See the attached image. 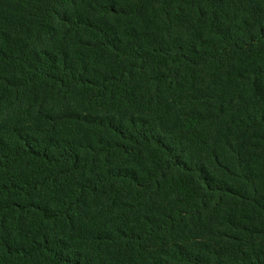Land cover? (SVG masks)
<instances>
[{
  "label": "trees",
  "instance_id": "16d2710c",
  "mask_svg": "<svg viewBox=\"0 0 264 264\" xmlns=\"http://www.w3.org/2000/svg\"><path fill=\"white\" fill-rule=\"evenodd\" d=\"M58 2L0 0V226L15 234L0 245H6L18 264H264V248L251 243L264 225V206L242 195L193 153L214 152L208 136L195 129L204 117L192 114L187 119L183 142L195 149L187 153L163 123L143 114L123 123L103 117L76 121L75 116L54 122L51 112L42 114L39 108L45 98L62 106L76 96L88 105L133 109L141 104L161 110L155 104L163 105L158 93L143 89L150 82L137 79L147 68L158 70L151 78L157 87L180 88L191 97L206 77L220 75L230 83L264 80V0H175L172 12L190 36L167 43L149 32L121 31L106 19L77 11L56 23ZM113 2L118 11L145 12L136 0ZM145 2L159 4V9L171 5V0ZM39 32L53 34L54 45L33 51L29 36ZM22 95L28 104L15 108ZM262 102L248 118L264 130ZM83 129L87 141L82 144ZM236 160V173L248 185L252 176H261V153L240 144ZM22 165L29 174L13 171ZM152 191L170 192L173 198L156 212L138 211L132 217L125 203L113 218L119 224L115 230L131 244L119 258L94 260L83 250L86 233L77 238L67 234L90 202L137 199ZM230 194L237 202L252 201L237 205L227 219L242 229L246 245L226 246L223 257L182 243H172V255L165 257L141 247L151 235L163 237L162 232L174 230L193 210L187 207L195 199ZM47 195L58 198L54 206L41 199ZM101 228L99 221L89 220L82 230Z\"/></svg>",
  "mask_w": 264,
  "mask_h": 264
},
{
  "label": "rangeland",
  "instance_id": "374dc122",
  "mask_svg": "<svg viewBox=\"0 0 264 264\" xmlns=\"http://www.w3.org/2000/svg\"><path fill=\"white\" fill-rule=\"evenodd\" d=\"M113 1L59 0L55 14L56 23H60L67 14L77 11L85 16L106 19L119 27L121 31L134 29L140 33L149 32L164 43L177 38L187 39L190 36L186 26L178 23L172 12L175 0H171V5L167 9H159V4L148 5L145 0H136L145 12L128 9L118 11ZM154 13L157 14V17L153 15ZM184 14H187L186 10ZM29 37L33 51L54 45L53 34L39 32ZM67 48L71 49L72 46L69 44ZM157 72L158 70L152 68L140 70L137 79L144 84L150 82L143 89L146 93L155 92L154 95L158 93L163 105L156 101L155 104L161 110H147L141 104L133 109L119 108L109 104L88 105L76 96L68 99L62 106L56 104L52 98H45L42 99L39 108L42 114L51 112L57 119L54 122H68L75 116L76 121H80L82 117H103L123 123L136 115L143 114L149 117L150 121L163 123L183 144L187 153L193 152L195 149L184 145L186 141L182 131L187 119L192 114L200 115L204 119L195 124V129L208 136V141L214 152L211 154H203L198 151L193 153L199 155L201 162H205L213 173L228 181L242 195L253 197L258 205L264 206V166H262L261 176H252L250 185L236 171L238 145L243 144L264 155V130L261 127L252 126L248 118L250 113H255L254 107L263 103L264 80L256 82L255 79H247L230 83L220 75L212 78L206 77L198 88L193 90L194 97H191L189 94H185L186 90L180 88L171 91L166 87H157L151 79ZM157 99L155 97V100ZM27 104L26 95H22L15 101V108L25 107ZM86 141V133L83 129L79 133V142L83 144ZM212 160H215V164H210ZM13 171L29 174L25 165L18 166ZM172 198L173 194L165 191H152L137 199L122 197L112 200L101 197L97 202L89 203L83 217L78 218L67 234L72 238H77L80 234L86 233V239L82 238L85 241L84 244L82 242L83 250L94 260L119 258L131 248V244L124 234L115 230L119 224L113 218L121 211L123 205L125 203L130 205L132 217L136 216L138 211H142L144 214L149 210L156 212ZM41 199L46 201L49 206H54L58 198L47 195L42 196ZM237 199L232 194L221 196V198L220 196L197 198L191 203L190 208L187 207V209L193 210H189L183 220L175 224L174 230L162 232L163 237L153 234L147 242L140 246L147 254L165 257L172 255L170 253L172 243H182L189 249L200 253L206 252L210 255L223 257L226 246H244L249 241L248 238H240V235H243L240 232L242 229L234 227L227 221L232 209L237 205L248 206L252 202L247 198H240L239 202ZM89 220L99 221L102 227L100 231L84 232L82 227ZM25 230L26 226H23L22 232ZM45 232L54 234L50 230ZM13 239H15V234L0 226V241ZM251 243L259 248H264V225H261V231L254 236ZM214 252L218 254H213ZM17 262L15 256L6 249V245L1 244L0 264H18Z\"/></svg>",
  "mask_w": 264,
  "mask_h": 264
}]
</instances>
